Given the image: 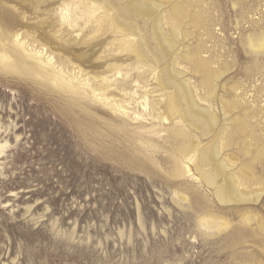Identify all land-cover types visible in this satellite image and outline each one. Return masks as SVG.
I'll list each match as a JSON object with an SVG mask.
<instances>
[{
    "label": "rangeland",
    "instance_id": "374dc122",
    "mask_svg": "<svg viewBox=\"0 0 264 264\" xmlns=\"http://www.w3.org/2000/svg\"><path fill=\"white\" fill-rule=\"evenodd\" d=\"M74 1L0 0V29L20 30L30 43L45 46L58 65L65 64L68 74L79 75L82 70L108 76L113 65L124 62L140 67L131 72L132 79L145 73L148 87L142 88L143 80L140 86L132 82V91L155 92L150 98L158 100L155 73L138 60H129L128 53L116 51L118 35L112 31L94 35L95 25L87 16L79 19V15L73 29L63 25L61 9L74 6ZM112 1L123 11L131 5L152 8L148 15L132 17L148 21L149 29L162 28L166 36L162 44L168 48L153 44L152 49L169 52L168 64H174L175 75L188 81L196 103L215 116V129L201 139L202 144L217 147L228 172L251 181L240 190L259 197L225 205L198 180L174 178L170 152L175 145L167 134L176 127L175 121L164 127L154 122L156 155L133 137L143 131L139 124L132 122L127 131L123 118L109 108L0 66V264H264V165L252 156L264 145V113L246 118L251 124L245 136L236 133L238 116L264 108V54H245L242 44V39L264 27V0L94 3L103 7ZM233 3L238 5L235 11ZM176 5L187 14H175ZM175 15H184L181 26ZM233 37L239 49L235 57L230 53ZM196 52L218 73L211 93L196 88L202 82V74L190 61ZM236 84L241 86L237 96ZM233 100L238 102L237 113L229 107ZM133 107L143 112L136 103ZM151 122L146 124L149 129ZM207 214L231 227L219 232L203 228L200 221Z\"/></svg>",
    "mask_w": 264,
    "mask_h": 264
},
{
    "label": "bare ground",
    "instance_id": "6f19581e",
    "mask_svg": "<svg viewBox=\"0 0 264 264\" xmlns=\"http://www.w3.org/2000/svg\"><path fill=\"white\" fill-rule=\"evenodd\" d=\"M95 1L104 2V0H76L74 1V6L72 7L65 3L66 5H64L62 9L60 8L61 14L59 15L61 22L63 25L68 24L73 29L74 27L78 26L79 19L87 16L92 24L89 21H85L86 24L90 23V25H95L91 31L94 33V35L95 33H108L110 31L118 35L119 39L117 38L113 44V47H116V51L128 53L130 55L128 56L129 60H138L143 65L142 68L149 67L153 70L152 72L155 73V81L157 87L160 89V94L157 96L158 100L156 98L153 100L150 98V96L155 92L146 90L143 95H139L137 91H132V82H136L140 86V82L143 80L145 85L142 88L148 87L146 85V81H144L145 73L136 75L135 78H138L136 81L132 79L133 75L131 72L136 69H140V67H133L132 64L125 65L126 62H124L125 64L123 65H113L112 74L108 76L91 75V73H87V71L86 74H83L82 70L81 72L79 71V75L76 73L74 75L68 74L64 70L65 64L63 62L62 64L58 65L56 62L57 60H54V57L51 54H48L45 46H37L32 42L30 43L28 37L21 33L20 30H12L5 33V31L0 29V66L3 69L19 75L39 77L48 84H54L56 88L58 87L69 95L72 94L74 96L89 99L92 102L109 108L112 112L123 118L124 124H127L124 125L126 130L132 125V122L139 124L141 130L143 131L139 132L138 134H134L133 137H136L137 141L143 142L142 147L144 150L151 153H156V155L158 152V142L152 138V136L156 134L155 130L153 129L156 128L154 122H158L160 126L164 127L166 122L170 121L171 124H173V121H175L176 127L174 129L173 127H170V129H172L171 131H169L170 129H165L169 131V134H167L169 135L168 139L172 140L175 145V147L170 152V158H172L171 160L174 165V170L171 174L174 178L189 176L195 181L198 180V182L205 188L207 187V189H210L213 196L221 204H240L241 202L253 201L254 199H257L259 196L250 197L247 193L240 190L241 187L248 185L251 183V181L249 179H236L228 172L229 167L227 166L226 162L224 160L220 161L219 149L217 147L208 146V144H202L203 142L201 139L210 136L215 129V116L208 109H205L196 103L194 99L195 93L192 92L188 81L181 80L175 75L174 64H168L170 57L169 52L163 49H152L153 44L155 45V48H168L162 44L164 41H166V36L164 35L162 28L154 27L149 29L146 27V23L148 21L142 20L137 22L136 19L132 17L133 14L136 16L148 15L152 13V8L142 5H131L128 7V10L123 11L116 2L112 1L101 7L99 4L94 3ZM236 1L238 2V0ZM179 6L177 7L176 5L174 7L175 14H184V12L186 13V11L184 10L183 12ZM237 6V3L234 4L232 9L234 8L233 10L235 11ZM72 9H74V11ZM100 10H103L104 15H99L96 17ZM190 15L191 13L189 12V18ZM78 16L79 19L76 20ZM186 16L187 15H185V17ZM198 17L199 16H197V18ZM91 19L94 20L91 21ZM183 19L184 15L174 16V20L177 21L178 26L182 25L181 22ZM200 19L202 20V16ZM142 22L144 24L143 26L141 25ZM237 26H239V23H237ZM235 27L233 29L236 30L238 27ZM61 28H63V26ZM241 30L243 32L246 31L245 28ZM255 31L260 32H258V34L256 32L252 36H248L246 40L245 38L244 40L240 38L242 39L243 52L245 54L249 51L252 52V54H264V27ZM92 34L91 36H93ZM91 36H89V39ZM153 36H157V39H152ZM235 39L236 38L234 37L231 39L232 47H230V53L233 54L234 57L239 50L235 49L234 47V45L236 46L237 44ZM169 45L173 46L174 44L170 41ZM190 61H193L196 64L195 68L202 74L201 85L196 86V88H201L208 93L213 92V85L218 78V73L216 72L217 75H215V73L210 70V63L204 59H201L197 52L195 59ZM75 67L79 68V65ZM233 68H235V66H233ZM246 73L247 72H245V74ZM119 77H121V79H118ZM237 84L233 87L234 93L240 90L239 88L241 86L239 85V87ZM117 93H119L121 96H124V98H118L119 100H117V97H119ZM235 95L237 96V93H235ZM206 96L207 99H210L208 95ZM165 97L167 98V103L164 101ZM204 98L202 100H204ZM135 103L139 106L138 108L141 107L143 109V112H140L137 108L133 107ZM163 106H165L164 110H162ZM229 107L232 112L237 113L239 109L238 102L233 100L229 104ZM260 113H264V108H256L250 112L246 110L241 114V116H236V121L238 120V128L236 133L239 136L247 133V127L250 128L251 123L247 122L249 120L246 118H256L260 116ZM262 115L263 114H261V116ZM150 121L153 123L151 122L152 128L149 129L147 128L146 124ZM165 130L163 132H165ZM194 133L198 134L199 138H197V135L194 137ZM162 137L164 138V135ZM195 139H198L197 142ZM238 139H240V137ZM231 142L233 143V141ZM243 148L244 149H241L248 155V150L245 145H243ZM256 148V151L252 155L254 157V161L257 160L264 165V145L262 144ZM249 154L252 153L249 152ZM182 199L186 200L185 196H183ZM209 217L207 214V217H204L200 221V225L205 229L216 230L219 232L224 228L228 229L231 227V224L227 221H218L217 217L215 216Z\"/></svg>",
    "mask_w": 264,
    "mask_h": 264
}]
</instances>
